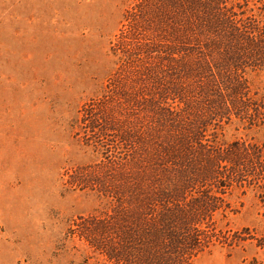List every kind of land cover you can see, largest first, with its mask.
I'll return each mask as SVG.
<instances>
[{
    "label": "rangeland",
    "instance_id": "1",
    "mask_svg": "<svg viewBox=\"0 0 264 264\" xmlns=\"http://www.w3.org/2000/svg\"><path fill=\"white\" fill-rule=\"evenodd\" d=\"M173 2L0 0V264H112L96 222L121 223L176 171L174 143L264 159V68L247 69L229 117L221 91L187 94L198 55L161 31ZM237 2L264 21V0ZM248 179L214 188L224 203L191 264H264V182Z\"/></svg>",
    "mask_w": 264,
    "mask_h": 264
},
{
    "label": "trees",
    "instance_id": "2",
    "mask_svg": "<svg viewBox=\"0 0 264 264\" xmlns=\"http://www.w3.org/2000/svg\"><path fill=\"white\" fill-rule=\"evenodd\" d=\"M237 1L174 0V16L165 18L161 30L176 37V49L191 45L197 53L186 69L191 78L186 93L210 96L221 91L214 109L221 117L231 116L229 100L240 112L237 102L246 92L242 91L247 69L264 68V21L236 17L231 10L248 3ZM183 142L166 149L178 168L163 178L158 189L141 194L121 223L114 222L115 217L112 224L96 222L98 235L91 243L112 264H191L210 245L209 222L224 203L213 195L214 188L243 183L249 177L264 182V159L257 147L233 143L215 154L201 146L198 152L193 141ZM191 190L199 194L189 195Z\"/></svg>",
    "mask_w": 264,
    "mask_h": 264
}]
</instances>
